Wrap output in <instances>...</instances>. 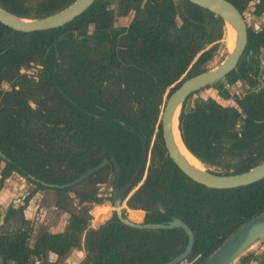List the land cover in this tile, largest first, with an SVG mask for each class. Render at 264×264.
<instances>
[{"label":"trees","instance_id":"trees-1","mask_svg":"<svg viewBox=\"0 0 264 264\" xmlns=\"http://www.w3.org/2000/svg\"><path fill=\"white\" fill-rule=\"evenodd\" d=\"M72 1L0 0V7L20 18H42ZM225 1L240 14L249 2ZM111 4L118 14L108 9ZM129 11L130 23L114 27V17ZM263 13L264 0H257L251 15ZM88 26L92 31L86 35ZM227 34L220 19L184 0H95L68 24L48 31L18 33L0 24V86L9 87L0 89V189L12 174L32 188L22 205L8 207L2 217L16 225L0 232V264H49L48 253L59 262L81 245L78 264H162L180 254L186 245L181 229H132L114 212L89 229V220L76 214V208L96 201L98 185L108 182L104 172L110 173L111 186L128 181L141 155L140 138L146 139V148L155 139L125 206L143 211L144 223L178 219L190 230L193 244L179 264H202L238 227L264 211V179L229 190L205 188L171 163L161 141L162 98L207 70L223 39L226 51ZM260 50L264 26L247 28L242 55L223 78L229 86L246 81L248 90L235 96L234 107L210 99L207 107H188L191 96L180 107V140L213 174H239L264 159V87L255 89L257 80L246 72L248 60L258 59ZM30 64L38 66L37 73L19 74ZM110 157L120 170L117 181L109 164L67 188L44 185L70 183ZM38 191L53 194V207L66 216V225L57 233L41 231L29 246L32 227L23 210ZM105 215L106 208H97L94 221ZM254 258L248 253L237 264Z\"/></svg>","mask_w":264,"mask_h":264},{"label":"water","instance_id":"water-1","mask_svg":"<svg viewBox=\"0 0 264 264\" xmlns=\"http://www.w3.org/2000/svg\"><path fill=\"white\" fill-rule=\"evenodd\" d=\"M95 0H73L63 9L42 17V18H20L0 7V24L12 31L18 33H31L48 31L61 28L81 15L89 8ZM201 9L211 13L222 22L223 26L227 25L233 33V46L229 52H225L224 58L212 69H208L200 74L194 75L183 80L179 86L174 89L164 100L159 117V126L161 140L165 153L171 163L190 181L213 190H229L244 187L264 179V159L256 166L249 170L233 175H216L206 170L203 165L194 158L183 146L177 130V117L180 107L184 100L192 93L203 89L230 73L236 66L246 45V25L242 15L233 5L225 0H184ZM225 35V30H224ZM264 59V55L261 57ZM63 98L72 103L66 96ZM176 113V115H175ZM175 116V130L183 149L195 159L202 167V170L196 169L189 165L178 153L172 137V121ZM114 123L126 128V125L119 120H113ZM141 160L127 183L120 187L112 188L111 206L117 220L124 226L137 230H170L181 229L186 236V245L183 251L162 264H179L190 253L193 236L190 230L178 219H172L167 224H143L142 211H130L122 216V203L128 195L134 181L140 170L145 164L146 147L142 141ZM0 158L3 156L0 153ZM111 164L114 178L117 181L120 176V170L112 157L109 160L103 159L93 168L86 169L77 176L72 182L61 186L46 185L49 188H67L80 183L95 171ZM264 237V211L255 215L240 227H238L229 237H227L206 259L202 264H231L251 247L256 241ZM264 260V258H263Z\"/></svg>","mask_w":264,"mask_h":264},{"label":"rangeland","instance_id":"rangeland-1","mask_svg":"<svg viewBox=\"0 0 264 264\" xmlns=\"http://www.w3.org/2000/svg\"><path fill=\"white\" fill-rule=\"evenodd\" d=\"M108 9H110L114 15L118 14V10L116 5L111 4L108 6ZM133 17V12H128L127 15L121 16V17H114V27H126L129 22L131 21ZM243 18L245 20V23L248 24L250 27H258L256 21H254L255 24L251 23V18L248 16L247 12L243 14ZM225 49H224V39L221 42V47L218 48V51L216 55L207 63L206 69H212L215 67L225 56ZM254 61V63L252 62ZM247 76L258 78L261 83L256 85L255 89L264 87V61L263 60H250L246 67ZM31 72V71H30ZM35 74L34 72L32 73ZM235 91L238 93V95L242 94L243 92L247 91L248 88L245 85V81L242 79L238 80L234 87ZM0 89L2 91H8L9 87L7 85L1 84ZM232 94L233 89H229L225 83L224 80L221 79L218 82L214 83L213 85H210L209 87L200 90L199 92L195 93L193 96H191L187 101V106H193L194 104L201 105L203 107H207L206 101L207 99H213L218 104L222 106H232L233 100H232ZM165 97L162 98V104ZM161 104V107H162ZM161 112V109H160ZM148 162V161H147ZM147 166V165H146ZM1 167V165H0ZM146 168V167H145ZM107 174L108 182L107 184L100 185L98 188V196L96 197V201H93L90 203L86 208L78 207L76 208V214L78 216L86 217L89 221L87 223V228L94 229L96 228L100 223H103L106 221L113 212V208L111 206V203L107 200V197L110 194L111 191V176L110 173L104 172ZM3 188H5L2 191V194L6 193V189H9L13 192V198H11V202L9 204L6 203V206L2 208V213L0 216L2 217L8 207L10 205L12 206V201L15 197L18 199V205H21L22 198L25 197L26 194H28L31 191V186H29L24 179L19 177L16 174H12L6 181L3 183ZM41 192V191H40ZM53 194L50 191L43 192L42 194H38L37 196L33 197L31 199V207L32 209L29 212V215L26 216V221L31 225L32 232H31V238L28 241V245H32L33 239H35L43 230H50L53 232L62 231L65 228L66 225V216L59 212L58 210L54 209L53 202H54ZM106 208V215L101 218L99 221H94V213L97 210V208L100 207ZM130 212H128L129 214ZM16 223L13 221H6L3 222L2 218H0V232L1 231H12ZM83 238V236H82ZM264 242V237L256 241L251 247H249L241 256L247 255L250 253L255 258L252 262L254 264H264V248L261 246V244ZM85 246L81 245L80 249L73 250L70 255H68L64 260L55 262V257L52 255H46V259L49 262V264H78L82 256L84 254ZM79 257V258H78ZM238 260H235L231 264H237ZM250 263V262H249ZM248 263V264H249Z\"/></svg>","mask_w":264,"mask_h":264},{"label":"flooded vegetation","instance_id":"flooded-vegetation-1","mask_svg":"<svg viewBox=\"0 0 264 264\" xmlns=\"http://www.w3.org/2000/svg\"><path fill=\"white\" fill-rule=\"evenodd\" d=\"M257 2V0L254 2V3H252L250 0H249V2H248V4H247V10L245 11V12H247V14H248V16H250V18L252 19V21H253V24H255L254 23V19H256L257 17H254V16H252L251 15V11L252 10H250V9H252V7L255 5V3ZM129 12H132V11H129ZM245 12H243L241 15H242V17H243V14L245 13ZM128 14V13H127ZM126 14V15H127ZM262 15V14H261ZM260 15V16H261ZM125 16V15H124ZM260 16H258V17H260ZM123 17V16H122ZM133 18V17H132ZM243 20H244V18H243ZM256 21V20H255ZM113 23H114V20H113ZM130 23V22H129ZM244 23H245V20H244ZM256 23H257V25H259L258 27H250L248 24H246L245 23V25H246V29L247 28H250L251 30H254V31H259L264 25H261V24H259L258 23V21H256ZM225 28H226V26H225ZM91 31H92V26H88V28H87V32H86V35H89L90 33H91ZM226 31H227V28H226ZM227 36H228V34H227ZM81 37H78V39H80ZM228 49V47H227V45H226V52L228 51L227 50ZM264 55V52H262V50H260V56L258 57V59H254V58H251V59H249L248 60V62L250 61V60H263L264 61V59H262L261 57ZM248 62H247V64H248ZM253 63H254V61H252ZM246 67H247V65H246ZM38 70H39V68H38V66H36V65H34V64H30L29 66H27V67H21L20 69H19V74H25V75H33L32 73L34 72V73H37L38 72ZM247 70V69H246ZM31 71V72H30ZM206 71V70H205ZM250 77V76H249ZM224 78V77H223ZM222 78V79H223ZM251 78H253V77H251ZM253 79H256L257 80V84L256 85H258L259 83H261L260 81H259V79L258 78H253ZM221 80V79H220ZM238 80H240V79H238ZM237 80V81H238ZM236 81V82H237ZM243 81H245V80H243ZM218 82V81H217ZM235 82V83H236ZM216 83V82H215ZM225 83V82H224ZM234 83V84H235ZM214 84V83H213ZM213 84H211V85H213ZM234 84L233 85H231V86H229V85H227L226 83H225V85L229 88V89H233V93L234 94H232V100H233V104H234V98H235V96L236 97H239V96H241L242 94H240V95H238V93L235 91V89L233 88L234 87ZM245 85H247L246 84V81H245ZM210 86V85H209ZM209 86H207V87H209ZM207 87H205V88H207ZM205 88H203V89H205ZM203 89H200V90H203ZM200 90H198V91H196V92H194V93H192L191 95H189V96H193L195 93H197V92H199ZM246 92V91H245ZM188 96V97H189ZM187 97V98H188ZM186 98V99H187ZM166 99V98H165ZM164 99V100H165ZM185 99V100H186ZM210 99V98H209ZM184 100V101H185ZM208 100V99H207ZM210 100H213V99H210ZM215 103H217L215 100H213ZM163 103H164V101H163ZM218 104V103H217ZM163 105V104H162ZM220 105V104H219ZM220 106H222V105H220ZM223 107H225V106H223ZM232 107H234V105H232ZM162 108V107H161ZM159 117H160V113H159V115H158V124H159ZM159 130H160V126H159ZM130 131V130H129ZM154 132H156V129L154 130ZM160 135H161V133H160ZM154 136H152L151 138H150V140H149V144H148V147L146 148V150H147V153H146V160H145V164H144V166H143V168H145L146 167V165H147V159H148V155H149V149H150V147H151V145H152V142L154 141ZM142 141H144V143H145V147H146V139H144V138H140V143H141V148H142ZM162 141V140H161ZM163 145V144H162ZM142 154V153H141ZM141 156L142 155H140V158H139V162H140V160H141ZM139 162H138V164H139ZM110 164V163H109ZM108 164V165H109ZM107 165V166H108ZM111 165V164H110ZM138 166V165H137ZM105 167V166H104ZM112 167V166H111ZM137 168V167H136ZM102 169V168H101ZM100 170V169H99ZM112 170H113V168H112ZM136 170V169H135ZM134 170V171H135ZM98 171V170H97ZM141 171V170H140ZM96 172V171H95ZM134 173V172H133ZM140 173V172H139ZM113 175H114V173H113ZM133 175V174H132ZM131 175V176H132ZM138 176H139V174H138ZM138 176H137V178H138ZM136 178V179H137ZM119 179V178H118ZM130 179V178H129ZM128 179V180H129ZM142 179H143V177H142ZM116 181V180H115ZM136 181V180H135ZM135 181H134V183H135ZM127 183V182H126ZM125 183V184H126ZM134 183H133V185H134ZM124 184V185H125ZM141 184V181L139 182V184L137 185V186H139ZM100 185H103V184H99L98 185V188H99V186ZM124 185H122V186H124ZM133 185H132V187H131V189H130V191H129V193H128V195L124 198V200H123V205H122V216L123 217H125V216H127L128 215V212H130V211H141V210H129V209H127L126 208V206H125V202H126V200L129 198V196L132 194V192L137 188V187H135V188H133ZM115 186V184H113L112 186H111V191H110V194H109V196L107 197V199H109L108 201L111 203V194H112V188ZM121 186V187H122ZM116 187V186H115ZM117 189L118 188H120V187H116ZM96 196H98V194L96 195ZM143 212V211H142ZM143 217H144V212H143ZM143 217H142V223L143 224H147V223H144L143 222ZM84 255V254H83ZM82 259H83V257H82ZM81 259V260H82ZM184 261V260H183ZM182 261V262H183ZM181 262V263H182Z\"/></svg>","mask_w":264,"mask_h":264},{"label":"crops","instance_id":"crops-1","mask_svg":"<svg viewBox=\"0 0 264 264\" xmlns=\"http://www.w3.org/2000/svg\"><path fill=\"white\" fill-rule=\"evenodd\" d=\"M252 3H254L256 0H250ZM250 10H252V9H250ZM253 19V18H252ZM252 19H251V23L253 24V21H252ZM258 21V23L259 24H261V25H264V13L260 16V17H257L256 19H254V21ZM11 176V175H10ZM9 176V177H10ZM8 177V178H9ZM7 178V179H8ZM7 179H5L4 181H6ZM4 183V182H3ZM29 185V184H28ZM30 186V185H29ZM5 188H3V184H2V187H1V189H0V214L2 213V208L3 207H5L6 206V203L7 204H9L10 202H11V198H13V192L11 191V190H9V189H6V193H4V194H2V191L4 190ZM37 193L38 194H42L43 192H40V191H38V192H36V193H34L33 194V196L29 199V201H28V203H27V205H26V207H25V209L23 210V217L25 218V220H27L26 219V216L27 215H29V212H30V210L32 209V207H31V199L33 198V197H35V196H37ZM45 193V192H44ZM27 195V194H26ZM25 195V196H26ZM23 199H24V197L22 198V202H23ZM12 203H13V205L11 206L10 205V207H12L13 209H16L18 206H20V205H18V199H17V197H15L14 198V200L12 201ZM21 205H22V203H21ZM3 217V216H2ZM1 216H0V218H2ZM48 232H50V233H55V232H53V231H50V230H47ZM58 232H61V231H58ZM57 233V232H56ZM31 238V237H30ZM30 240V239H29ZM28 240V241H29ZM33 241H34V239H33ZM33 241H32V243H33ZM262 245V244H261ZM30 246V245H29ZM70 254H71V252H70ZM69 254V255H70ZM47 255H52V256H54L53 254H51V253H48ZM55 257V256H54ZM83 257V256H82ZM79 258V257H78ZM55 260H56V258H55ZM49 263V262H48ZM249 264H254V262H250Z\"/></svg>","mask_w":264,"mask_h":264},{"label":"bare ground","instance_id":"bare-ground-1","mask_svg":"<svg viewBox=\"0 0 264 264\" xmlns=\"http://www.w3.org/2000/svg\"><path fill=\"white\" fill-rule=\"evenodd\" d=\"M227 30H228V37H227V47H228V51L229 52L231 49H232V46H233V33L232 31L230 30V28L225 25ZM176 115V113H175ZM172 137H173V140H174V144L177 148V151L178 153L182 156V158L191 166H193L194 168L196 169H199V170H202L203 167L195 160L193 159L182 147V145L180 144V141L178 139V136H177V132L175 130V116H174V119L172 121Z\"/></svg>","mask_w":264,"mask_h":264},{"label":"built area","instance_id":"built-area-1","mask_svg":"<svg viewBox=\"0 0 264 264\" xmlns=\"http://www.w3.org/2000/svg\"><path fill=\"white\" fill-rule=\"evenodd\" d=\"M250 262H252V261H250Z\"/></svg>","mask_w":264,"mask_h":264}]
</instances>
